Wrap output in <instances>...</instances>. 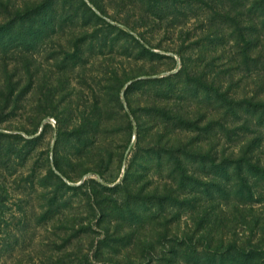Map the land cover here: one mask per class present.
I'll return each instance as SVG.
<instances>
[{
  "label": "rangeland",
  "instance_id": "obj_1",
  "mask_svg": "<svg viewBox=\"0 0 264 264\" xmlns=\"http://www.w3.org/2000/svg\"><path fill=\"white\" fill-rule=\"evenodd\" d=\"M263 102V0H0V264L264 258Z\"/></svg>",
  "mask_w": 264,
  "mask_h": 264
},
{
  "label": "trees",
  "instance_id": "obj_2",
  "mask_svg": "<svg viewBox=\"0 0 264 264\" xmlns=\"http://www.w3.org/2000/svg\"><path fill=\"white\" fill-rule=\"evenodd\" d=\"M263 5H264V0H263ZM262 104L261 105L264 108V102ZM246 163L249 165L247 171H253L256 169V166H251V164H249L248 162ZM236 165H237V170L244 169L243 164L241 162L240 163L238 162ZM216 250H220V249H216ZM221 251H217V253L214 254L216 256H220L221 258L220 264H224V260H227L228 258H230V262H229L230 264H264L263 253H259L258 249L245 250L240 247L237 248V246H232L227 249H221ZM178 253H179L178 251L176 252V250H173L172 252L173 257L167 259V264H180L179 258H177V256L179 255Z\"/></svg>",
  "mask_w": 264,
  "mask_h": 264
}]
</instances>
